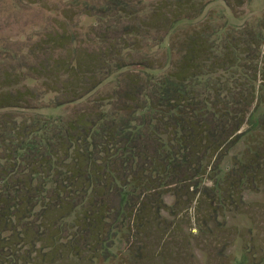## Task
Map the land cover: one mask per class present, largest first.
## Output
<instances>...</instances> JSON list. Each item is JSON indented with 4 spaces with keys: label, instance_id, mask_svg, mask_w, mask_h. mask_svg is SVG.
<instances>
[{
    "label": "trees",
    "instance_id": "16d2710c",
    "mask_svg": "<svg viewBox=\"0 0 264 264\" xmlns=\"http://www.w3.org/2000/svg\"><path fill=\"white\" fill-rule=\"evenodd\" d=\"M133 2L103 0L84 9L101 19L113 17L109 23L115 22L93 29L90 41L99 45L90 54L95 63L92 70L86 73L80 65L65 69L57 63L59 76L69 70L88 84L83 92L68 87L69 80L51 87L63 97L56 107L65 102L85 105L79 117L41 113L40 107L32 105L37 99L33 89L10 94L12 104H0V264H19L20 251H25L28 262L32 247L47 239L50 225L46 219L53 212L60 213L53 222L55 228L60 225V233L67 232L63 226L68 216L81 214L80 229L67 236L70 246L87 248L93 241L100 252L103 243L93 239L99 238L95 233L108 223L112 212L121 223L127 217L139 218L146 195L143 189L156 181H186L203 164L208 167L211 160L225 157L244 133L241 130L251 107L255 103L264 106V69L256 62L264 36L256 26L223 46L234 55L233 63L239 60L242 47L251 54L255 61L252 84L234 89L222 84L212 95L208 84L199 87L195 80L187 82L165 71L167 62L134 56L132 50L145 41L166 48L167 53L173 47L166 43L169 32L151 40L143 23L121 25L123 18L138 17L140 9ZM195 41L189 48L191 59L196 54ZM46 50L52 53L51 48ZM135 66L144 68L133 70ZM41 68L50 69L47 64ZM258 76L262 82L256 85ZM108 81L116 84L109 93L105 91ZM29 111L33 116H25ZM258 125L264 130V116ZM263 164L264 151L260 150L250 165L241 167L237 181L232 172L227 180L249 187ZM110 196L119 204H112Z\"/></svg>",
    "mask_w": 264,
    "mask_h": 264
},
{
    "label": "rangeland",
    "instance_id": "374dc122",
    "mask_svg": "<svg viewBox=\"0 0 264 264\" xmlns=\"http://www.w3.org/2000/svg\"><path fill=\"white\" fill-rule=\"evenodd\" d=\"M102 1L0 0V104H12L10 94L33 89L37 99L32 105L40 107L41 113L64 119L81 115L82 103L56 107L63 97L51 87L60 80H69L68 87L75 92L88 86L76 72L68 70L59 76L57 63L65 69L80 65L86 73L94 68L90 54L99 44L90 41L93 29L115 22L109 23L113 17L101 19L84 9ZM132 4L140 9L138 17L123 18L121 25L143 23L151 40L169 32L166 43L173 47L167 53L166 48L145 41L132 50L134 56L167 62L165 71L187 82L195 80L199 87L208 84L212 95L222 84L232 89L252 84L255 61L251 54L242 47L239 60L233 63L234 55L223 46L253 26L264 36V0H134ZM193 40L197 46L191 59ZM211 44L214 47L209 50ZM256 62L264 69V44ZM44 64L50 67L48 71L41 68ZM196 73L198 77H193ZM261 82L258 76L256 85ZM115 87L108 81L105 91ZM33 114L25 112V116ZM263 116L264 106L255 103L241 130L244 133L230 152L219 161L211 160L208 167L203 164L188 180L156 181L150 189H143L146 195L141 199L144 207L139 218L127 217L121 223L112 212L108 223L95 233L99 238L93 239L103 243L100 252L93 241L87 248L70 246L67 236L80 229L81 214L68 216L63 226L67 232L60 233V225L56 226L59 229L53 225L60 213L53 212L46 219L50 225L47 239L32 247L28 262L25 251H20L19 264H264V164L249 187L245 183L234 186L227 176L232 172L237 181L241 167L250 165L256 152L264 151V130L258 125ZM108 200L119 204L113 196Z\"/></svg>",
    "mask_w": 264,
    "mask_h": 264
}]
</instances>
